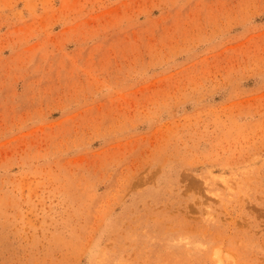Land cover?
<instances>
[{
  "label": "rangeland",
  "instance_id": "1",
  "mask_svg": "<svg viewBox=\"0 0 264 264\" xmlns=\"http://www.w3.org/2000/svg\"><path fill=\"white\" fill-rule=\"evenodd\" d=\"M0 264H264V0H0Z\"/></svg>",
  "mask_w": 264,
  "mask_h": 264
},
{
  "label": "bare ground",
  "instance_id": "2",
  "mask_svg": "<svg viewBox=\"0 0 264 264\" xmlns=\"http://www.w3.org/2000/svg\"><path fill=\"white\" fill-rule=\"evenodd\" d=\"M207 222V221H206ZM191 229V228H190Z\"/></svg>",
  "mask_w": 264,
  "mask_h": 264
}]
</instances>
